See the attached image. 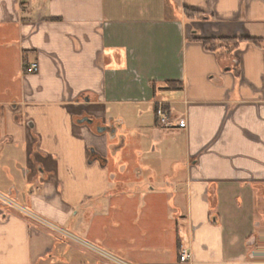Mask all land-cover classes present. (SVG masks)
<instances>
[{"label":"crops","instance_id":"obj_1","mask_svg":"<svg viewBox=\"0 0 264 264\" xmlns=\"http://www.w3.org/2000/svg\"><path fill=\"white\" fill-rule=\"evenodd\" d=\"M0 44V181L40 220L0 201V264H264V0H0Z\"/></svg>","mask_w":264,"mask_h":264},{"label":"rangeland","instance_id":"obj_2","mask_svg":"<svg viewBox=\"0 0 264 264\" xmlns=\"http://www.w3.org/2000/svg\"><path fill=\"white\" fill-rule=\"evenodd\" d=\"M0 50H2V48H1V44H0ZM7 64V65H6ZM0 68L2 69V68H4L3 69V71H6L7 72V74H8V78H5L4 80H0V93H2V91H3V89L4 88H6L7 86H9V83L11 82V78H12V73L13 72H15V70H16V66H15V61H14V59L10 56L9 57V60H4L3 58L2 59H0ZM15 87V86H14ZM16 88V87H15ZM1 96H2V94H1ZM4 97H6L5 95H4ZM140 143L141 142H139V141H137V140H135L134 142H133V145H132V149L133 150H137V149H139L140 148ZM145 147H146V149L147 150H149L150 149V147H151V145H148L147 144V142H146V145H145ZM173 147H174V149H175V151L178 153V154H180L181 153V151H182V146L181 145H176L175 143H173ZM152 150V149H151ZM165 161V160H164ZM18 167V169H21L20 170V173H21V175H22V169L23 168H21L20 166H17ZM169 167H170V165H168L167 164V161L166 162H164L163 163V165H162V171H167V170H169ZM1 170H3V168H0ZM164 173V172H163ZM21 175L19 176V179H17L18 180V183H17V185H16V187L15 188H13L14 189V192L11 194V192H10V190H11V187L15 184V183H13V181H12V179L7 175V174H3V173H1V181H0V193L2 194V195H4V196H7L8 198H10V199H12V201H14V203H16V205L18 206V207H26V204H25V202H24V199H23V195H25V192H29V188H26V185H25V183H24V179H22V178H24V177H21ZM7 176V177H6ZM138 176L136 175L135 176V178H133V179H136ZM22 180V181H21ZM18 193V195L20 196V197H18V199H17V197L14 195V193ZM1 201V200H0ZM1 202H3V201H1ZM1 204H3L4 205V203H0V205ZM3 205H1V206H3ZM7 205V204H6ZM9 206V205H8ZM9 207H12V206H9ZM4 208H5V206H4ZM6 209H8V208H6ZM15 209V208H14ZM146 209L147 208H145V211L143 210H141V209H138L137 210V213H140L141 215L144 213V212H148V211H146ZM12 212H14V213H16V214H19V211H17V209H15V210H13L12 209ZM145 215H149L148 213H146ZM146 220H148V218H146ZM124 223H126V222H124ZM148 222L146 221V224H147ZM42 225V224H41ZM151 225H152V228L153 229H155V228H157V226L158 225H155V224H153V222H151ZM43 226V225H42ZM43 227H46V226H43ZM140 227V225L139 226H137V228H139ZM127 230H129V228H128V225L126 226H120V228L117 230V231H119V232H123V233H126L127 232ZM72 240V239H71ZM71 242H73V241H71ZM73 243H75V242H73ZM77 244V243H76Z\"/></svg>","mask_w":264,"mask_h":264},{"label":"built area","instance_id":"obj_3","mask_svg":"<svg viewBox=\"0 0 264 264\" xmlns=\"http://www.w3.org/2000/svg\"><path fill=\"white\" fill-rule=\"evenodd\" d=\"M30 71L33 73H37L39 71V66L38 64H34L31 66ZM157 115L159 117V120L164 123L167 124L169 117L167 115V112L164 111L163 108H159L157 111ZM187 122L185 119L180 120L179 125L180 126H186ZM0 200L3 201L4 203H6L7 205L12 206L13 208L22 211V213H24L26 216H28L29 218L36 220V221H40L37 216H35L31 211H28L26 209H22L21 207H18L12 200H10L8 197L0 194ZM262 255L264 256V245L262 246ZM193 259V253L191 251L190 248H188L187 246H182L181 250H180V261L183 263H187L190 262Z\"/></svg>","mask_w":264,"mask_h":264},{"label":"trees","instance_id":"obj_4","mask_svg":"<svg viewBox=\"0 0 264 264\" xmlns=\"http://www.w3.org/2000/svg\"><path fill=\"white\" fill-rule=\"evenodd\" d=\"M186 16L188 19H203L204 18V15L200 12H196V11H187L186 13ZM212 40H204L203 42L205 44H208L210 43ZM220 42L222 43H225L227 45H234V46H237V42L239 43L240 40H235V39H222V40H219ZM241 42V41H240ZM235 48V47H234ZM166 88L167 89H171V88H174V85L172 83H168L166 85ZM158 107L156 109V113L158 111Z\"/></svg>","mask_w":264,"mask_h":264}]
</instances>
